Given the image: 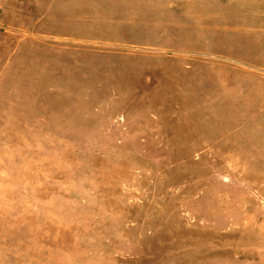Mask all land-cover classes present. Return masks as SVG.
Instances as JSON below:
<instances>
[{"label":"rangeland","instance_id":"obj_1","mask_svg":"<svg viewBox=\"0 0 264 264\" xmlns=\"http://www.w3.org/2000/svg\"><path fill=\"white\" fill-rule=\"evenodd\" d=\"M0 264H264V0H0Z\"/></svg>","mask_w":264,"mask_h":264}]
</instances>
